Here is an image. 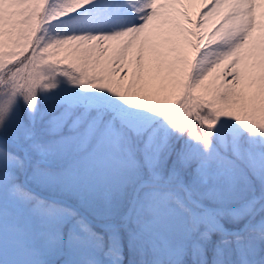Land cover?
Returning a JSON list of instances; mask_svg holds the SVG:
<instances>
[{"label":"snow or ice","instance_id":"obj_1","mask_svg":"<svg viewBox=\"0 0 264 264\" xmlns=\"http://www.w3.org/2000/svg\"><path fill=\"white\" fill-rule=\"evenodd\" d=\"M0 264H264V0H0Z\"/></svg>","mask_w":264,"mask_h":264},{"label":"rangeland","instance_id":"obj_2","mask_svg":"<svg viewBox=\"0 0 264 264\" xmlns=\"http://www.w3.org/2000/svg\"><path fill=\"white\" fill-rule=\"evenodd\" d=\"M197 2H198V0H197ZM192 11L194 12V11H195V9H193Z\"/></svg>","mask_w":264,"mask_h":264}]
</instances>
